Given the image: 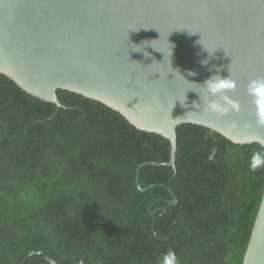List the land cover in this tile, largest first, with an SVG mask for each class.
Returning a JSON list of instances; mask_svg holds the SVG:
<instances>
[{"label":"trees","instance_id":"1","mask_svg":"<svg viewBox=\"0 0 264 264\" xmlns=\"http://www.w3.org/2000/svg\"><path fill=\"white\" fill-rule=\"evenodd\" d=\"M57 94L68 109L0 74V264H19L34 251L58 264L84 255L102 264H158L169 248L179 264H243L264 194V168H249L260 145L181 125L176 168H143L142 189L165 186L144 192L137 169L169 162V141L102 103ZM167 187L176 206L164 202L172 199ZM151 207L169 212L153 216Z\"/></svg>","mask_w":264,"mask_h":264},{"label":"water","instance_id":"2","mask_svg":"<svg viewBox=\"0 0 264 264\" xmlns=\"http://www.w3.org/2000/svg\"><path fill=\"white\" fill-rule=\"evenodd\" d=\"M0 74L58 111L68 107L57 92L76 93L169 141V162L137 169L144 192L165 186L142 189L143 168H176L181 125L264 149V127L256 125L246 93L249 80L264 79V0H0ZM214 75L237 82L229 95L239 112L218 116L206 109L203 85ZM167 189L172 199L164 202L176 206ZM150 212L165 216L169 209ZM36 257L58 264L44 251L19 264ZM71 259L102 264L94 256ZM243 264H264V194Z\"/></svg>","mask_w":264,"mask_h":264},{"label":"clouds","instance_id":"3","mask_svg":"<svg viewBox=\"0 0 264 264\" xmlns=\"http://www.w3.org/2000/svg\"><path fill=\"white\" fill-rule=\"evenodd\" d=\"M202 63H207L203 61ZM195 73L190 72L189 75ZM206 87L209 99L206 101V109L218 116L227 115L230 112H239L240 103L231 98L229 93H234L237 82L230 76L222 78L219 75L212 76L203 85ZM247 96L254 105L253 115L258 127H264V79H251L246 89ZM215 156V149L208 159L212 161ZM249 168L255 172L257 169L264 168V151H254L249 159ZM158 264H179V259L174 249L169 248L158 260Z\"/></svg>","mask_w":264,"mask_h":264}]
</instances>
